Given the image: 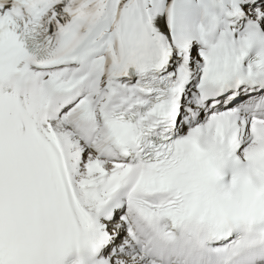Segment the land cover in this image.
<instances>
[{
    "label": "snow or ice",
    "instance_id": "obj_1",
    "mask_svg": "<svg viewBox=\"0 0 264 264\" xmlns=\"http://www.w3.org/2000/svg\"><path fill=\"white\" fill-rule=\"evenodd\" d=\"M0 264H264V0H0Z\"/></svg>",
    "mask_w": 264,
    "mask_h": 264
}]
</instances>
